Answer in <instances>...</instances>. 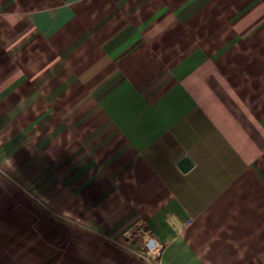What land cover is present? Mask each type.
<instances>
[{"label":"crops","instance_id":"1","mask_svg":"<svg viewBox=\"0 0 264 264\" xmlns=\"http://www.w3.org/2000/svg\"><path fill=\"white\" fill-rule=\"evenodd\" d=\"M140 231L264 264V0H0V264H149Z\"/></svg>","mask_w":264,"mask_h":264},{"label":"built area","instance_id":"2","mask_svg":"<svg viewBox=\"0 0 264 264\" xmlns=\"http://www.w3.org/2000/svg\"><path fill=\"white\" fill-rule=\"evenodd\" d=\"M142 236V246L137 252L138 256L149 264H157L161 257L164 246L153 235L146 231H140Z\"/></svg>","mask_w":264,"mask_h":264},{"label":"water","instance_id":"3","mask_svg":"<svg viewBox=\"0 0 264 264\" xmlns=\"http://www.w3.org/2000/svg\"><path fill=\"white\" fill-rule=\"evenodd\" d=\"M192 162L188 157H183L180 159L178 165L181 167L183 170H187L191 166Z\"/></svg>","mask_w":264,"mask_h":264}]
</instances>
